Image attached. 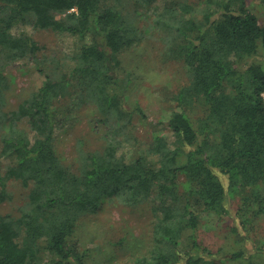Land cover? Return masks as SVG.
<instances>
[{
	"label": "trees",
	"instance_id": "16d2710c",
	"mask_svg": "<svg viewBox=\"0 0 264 264\" xmlns=\"http://www.w3.org/2000/svg\"><path fill=\"white\" fill-rule=\"evenodd\" d=\"M261 15L247 0H0V202L12 200L11 187L22 188L16 211L0 213V264H86L91 252L73 236L81 216L108 197L152 209L151 244L133 264H225L196 229L203 214H228V196L239 192L241 225L264 218ZM30 17L76 40L61 66L39 55L30 34L14 31ZM154 33L181 41L177 57L190 81L174 95V140L157 135L129 156L144 110L125 102L119 55ZM28 59L43 81L2 112L3 72ZM83 105L92 106L104 143L69 161L58 142ZM254 258L237 251L231 259L264 264Z\"/></svg>",
	"mask_w": 264,
	"mask_h": 264
},
{
	"label": "rangeland",
	"instance_id": "374dc122",
	"mask_svg": "<svg viewBox=\"0 0 264 264\" xmlns=\"http://www.w3.org/2000/svg\"><path fill=\"white\" fill-rule=\"evenodd\" d=\"M183 1L201 3L203 0ZM247 3L255 13L259 12L263 21L261 13L264 14V6L260 0H247ZM33 22L30 17L29 23L17 25L14 31L30 34L40 46L39 55L50 57L53 66H61L65 51L75 48L76 40L68 36L60 37L50 29L38 28ZM144 23L141 21L139 26ZM161 36L159 33L147 35L119 55L121 65L118 70L123 79L125 102L129 106L137 102L144 110V116L137 115L135 118L139 146L125 148L129 156L138 152V148L148 147L157 135L174 140L168 125L172 112L177 109L174 95L190 81L187 67L177 57L181 41H165ZM53 59L56 61L53 62ZM22 64V61L9 64L3 72L7 89L4 91L2 112L16 109L43 81V75L33 60L28 59ZM67 100L64 104L69 103ZM72 115L75 120L66 124L68 129L58 142V148L69 161L77 158L80 148L98 150L104 143L91 105L74 109ZM3 121L0 119L2 136L5 133ZM11 191L13 198L0 202V213L16 211L22 201L21 187L13 186ZM240 195L239 192L228 196V214L224 217L214 213L203 214L196 229L200 241L215 258L225 260V264H241L231 259L232 253L237 251H244L246 256L254 255L256 261H264V218L255 227H243L236 218ZM110 200L108 197L99 209L84 213L78 222L73 242L81 250H90L91 257L86 264H133L140 249L143 253L151 244V207L123 206L116 200Z\"/></svg>",
	"mask_w": 264,
	"mask_h": 264
}]
</instances>
